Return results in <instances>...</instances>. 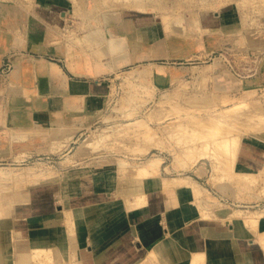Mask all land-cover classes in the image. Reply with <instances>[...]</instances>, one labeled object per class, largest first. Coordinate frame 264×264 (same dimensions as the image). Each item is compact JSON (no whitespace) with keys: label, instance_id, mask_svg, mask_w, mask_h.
Masks as SVG:
<instances>
[{"label":"rangeland","instance_id":"rangeland-1","mask_svg":"<svg viewBox=\"0 0 264 264\" xmlns=\"http://www.w3.org/2000/svg\"><path fill=\"white\" fill-rule=\"evenodd\" d=\"M12 1L22 8L16 19H23L29 14L22 4L37 12V6L41 2ZM68 1L69 8L63 11L67 22L63 29L58 31L61 38L66 40L69 49L82 53L86 50L84 57H92V54L89 55L91 47H85V44L78 40L80 38H77L86 34L88 27L85 25L83 15L91 11L84 7L75 8L74 6L78 4L73 3V0ZM235 2L236 0H216L214 6L202 9L200 0H183V6H178L177 11H156L157 13L149 11L133 13V10L124 8L122 2H117L119 8L117 6L112 8L116 12V18L110 26L117 27L125 19L130 18L133 21L132 29L128 32L120 31L128 46L143 47V43H147L154 47L156 42L165 36L164 27L162 33L157 30L149 34L148 30L158 28L159 24L163 26L164 15L170 17L173 13L183 12L191 16L201 9L209 12L229 9L235 12ZM238 3L240 7L236 12L246 16L241 23L242 26L236 23L238 27L236 24L230 27L231 30L238 29V32L235 33V30L231 31L232 33L222 32L226 33L225 42L218 37L217 28H213L220 22L212 21V25H208L209 32L205 35L184 33L168 35L174 40L176 47L184 51L179 56L170 57L167 52H162L161 57L157 58L151 57V50H138L140 57L122 65L123 67L115 68L110 56L102 57L99 60L102 63L99 75L96 78L94 76L86 78L98 79L101 82L98 88L99 94L102 95L99 96L102 102L100 112L81 111L78 107V113L72 119L80 124L76 130L70 132L69 129H65L39 134L41 139L37 140V145L33 146L35 150L32 152L0 157V192L1 186L14 188L16 183L20 182L22 187L19 190L5 194L10 196L14 193H33L34 198H38V203L45 205L53 200L54 193L60 186L59 178L71 166L73 168L90 166L93 171H97L104 170L107 163H116L118 158H125L132 165L157 158L162 160L160 169L163 175L189 176L196 180L204 191L203 204L216 210L220 216L239 209L260 211L264 215V157L256 168L239 166L240 160L249 162L247 155L249 148L264 147V0H242ZM99 10L104 8L101 7ZM125 12L133 14L128 16ZM144 16L152 17V22L147 25L138 23ZM145 31L147 35L144 37ZM243 33H248V44L242 45L244 43L242 40L238 43ZM89 67L92 68L91 65ZM212 97L226 99L221 98L222 105L212 109L206 104V100ZM243 101L247 103L244 111L256 110L259 116L247 118L241 114L240 117L230 114L237 121L234 123L236 127L232 129L227 126L230 123L227 121L231 117L225 122L218 121L217 117L221 115L224 107ZM61 104L62 102L56 105L57 109L64 110ZM5 111L6 106L2 103L1 97L0 115ZM140 120L142 127L128 129L132 123ZM44 127L45 125H41L38 129ZM153 129L156 132H153ZM149 130L156 136L152 137L153 143L156 144H151L153 140L150 138L147 142L146 136L149 134L145 133ZM46 137L48 139H44ZM160 137L162 138L159 139ZM89 139L91 141L88 143ZM162 139L165 145L162 144ZM160 140L162 145H157ZM218 140L222 142L221 146L215 145ZM53 145V150H43L46 146L50 148ZM213 151L221 154H219L221 165L216 172H213L211 160L201 155L202 152ZM53 169H58L59 174H53ZM31 177L41 178L32 182L25 181ZM154 194L152 192L154 200L166 197ZM29 197L31 198V195ZM17 199L13 197L12 201L15 202ZM194 203L191 196H188L181 206L188 207L193 218L201 219ZM256 241L261 246L259 240Z\"/></svg>","mask_w":264,"mask_h":264},{"label":"crops","instance_id":"crops-1","mask_svg":"<svg viewBox=\"0 0 264 264\" xmlns=\"http://www.w3.org/2000/svg\"><path fill=\"white\" fill-rule=\"evenodd\" d=\"M40 1L37 12L22 7L52 31L50 39L44 29L26 34L23 20L17 27H7L0 38V98L6 106L0 115V157L35 150L38 133L23 138L22 130L49 126L60 102L65 108L71 99L81 111L100 112L102 108L100 80L86 79L96 78L102 68L98 72L87 67L79 54L71 57L68 44L61 51L44 47L64 42L58 30L67 22L63 11L69 8V1ZM162 27L159 24L148 32L162 33ZM213 28L225 42L220 24ZM72 61L82 63V68H70ZM46 147L43 150H53L54 145ZM247 155L249 162L240 160L239 166L256 168L262 163L264 147L252 146ZM74 169L71 166L59 178L52 201L40 205L31 193L28 201L15 203L13 215L0 217V264H27L18 260L19 253L38 246L58 247L65 261L79 259L80 264H151L152 252L159 264H188L192 252H205L207 264H264L261 246L251 241L264 229V217L256 228L239 218L225 223L193 218L181 204L169 209L163 191H154V195H165L164 199L154 200L150 192L147 205L129 210L123 198L134 194L132 178H107L102 175L104 170H97L78 177L77 188Z\"/></svg>","mask_w":264,"mask_h":264},{"label":"bare ground","instance_id":"bare-ground-1","mask_svg":"<svg viewBox=\"0 0 264 264\" xmlns=\"http://www.w3.org/2000/svg\"><path fill=\"white\" fill-rule=\"evenodd\" d=\"M182 1L183 0H73V3L78 4V6H74L75 8L76 7H84V8L89 9L91 11V12L88 11L87 13H85L83 15V17L85 19V25H86V27H88L87 28L88 30L85 32L86 34L84 36L77 37V38H80L78 40L82 41L83 44H85V47H88V48L91 47V48H89V49H91V50H89V53H90L89 55L92 54L91 55L92 57H89V58L83 57L87 67L91 65L92 68H96L97 71L99 72L102 68V63L99 60L104 56H110L112 58V63H113L114 68L120 67L122 65H126V64H129L132 61H134L135 60L134 58L140 57V53H138V50H140V51H142V50L146 51L147 49L151 50V57L160 56L162 54V52L163 53L167 52V54L170 57L179 56L180 54L182 55L184 51L182 49L176 47L175 43L173 42L174 40L171 39L170 37H168V35L169 36H172L173 34L182 35L183 33L186 35L187 34L188 35L189 34L205 35V34H207V32H209L208 31V28H209L208 25H212V21L213 22H220V24L222 26V30H224L223 32H225V29L230 28L232 26V24L237 23L238 25L239 24L241 25V23L244 21V16H246V14H241V13L236 12V10H238L240 7V3H238V2H241L242 0L241 1L236 0L235 12L230 11V13H225V11H221V12H218V11L209 12L207 10L202 11V9H207L211 6H214L216 0L215 1L214 0H200L201 1L200 5H201L202 9H201V11H198V13H193L194 15L192 14L191 16H189V15L187 16V13H183V12L182 13H175V14L173 13V14H171L170 17H166L164 15L163 27L165 30V36L162 37L159 41H157L154 47H152L151 45H149L147 43H143V45H142L143 47L130 48V46H128L126 39L123 36H121L120 31L125 30L128 32L132 29L133 21L130 18L125 19L117 27L116 26L115 27L110 26L111 22L113 20H115V18H116V12H114L112 8H114L116 6L118 7L117 2H122L123 7L129 8V10H133V13H134V11L135 12L136 11H138V12H148L149 11L150 13H153V12L157 13L156 11H159V12L170 11V10L177 11L178 6H181V7L183 6L184 3H182ZM191 1H193V0H191ZM101 7H103L104 10H99ZM21 9L22 8H20L17 5V3H15V1L0 0V38L2 37L3 34H5L7 27H12V25L16 26L17 22H19L21 20H23V23L25 22L26 31H27L26 34L27 33L29 34L32 32L34 34L36 32L39 33L44 29L46 36L49 38V34L52 31L50 29H48L46 27V25H44L36 17H32L30 14H27L26 17L23 19H21V18L16 19L15 18L17 15L21 14ZM133 13L125 12V14L128 16L132 15ZM14 19H16V20H14ZM151 22H152V17L144 16V17H141L139 19L138 23H141L143 25H147V24H150ZM237 24H236V26H237ZM239 28H241V27L239 26ZM233 30H235V29H233ZM233 30H231V31L233 32ZM237 30H235V33ZM239 31H242V30L239 29ZM232 32H230V33H232ZM21 33L24 34V32H21ZM239 33L241 34V32H239ZM247 37H248V33H246V34L243 33V35H240L238 43H241V40H242L244 42V43H242V45L248 44L247 40L249 38L247 39ZM83 44L81 43L82 46H84ZM44 47H45V49H48V50L51 49V50H57V51L63 50L64 47L68 49L66 40L64 42L60 41L59 43L53 44L51 46L45 45ZM246 48H247V46H246ZM68 51H70V56L73 58H75L76 56L78 57L77 54H79L80 56L85 55L81 51L79 52V50L75 52V50L70 49ZM84 52H86V50H84ZM82 66H83L82 63H79V61H76V62L72 61V63L70 64V68L75 69V70L81 69ZM51 72H53V71H51ZM46 83H48V82H46ZM57 94H59V93H57ZM213 98H215V99H213ZM216 98L217 97H212L211 99L206 100L207 101L206 104H207L208 108H212L215 106L218 107L219 105H222V103H221L223 101L222 99H224L225 97L224 98L221 97L222 99L219 97V99L217 98L218 100ZM220 99L222 101H220ZM10 100H11V98H10ZM167 101H169V100H167ZM169 102H171V101H169ZM39 103H41V102H39ZM259 104L260 103H257V105H259ZM246 105H247V103L243 101L240 103L233 104L229 107H224L222 109L221 115H219V117H217L218 121H224L225 122L227 120V118L231 117L230 114H233L232 116H234V114H236L235 116H238V117H240V114H241L247 118H250L253 116H259L255 109H253V110H255V112L250 111L249 109L244 111L243 109H245L247 107ZM257 105L254 108H256ZM179 106H180V104H179ZM78 107L79 106L76 105V103L73 100L67 99V104L65 105L64 110H58V111L53 113V120H51L49 126L41 128V130L36 129V128H32L30 130H22L23 138L27 137V134H29V133L32 135H35L36 133H38V135H39V134H44L47 132L61 131V130H65V129H69L70 132L72 130H76L80 124H77V122H75L72 119L78 113V111H77V110H79ZM186 108H188V107H186ZM190 109L192 110V108H190ZM205 110H208V109H205ZM185 111H187V110H185ZM230 119L227 121V122H230V123H228L227 126L230 129H232V128L236 127V125L234 123L235 122L237 123V121H236V118L233 119L232 121ZM142 125H143L142 120H140L138 122L132 123V125L129 126L128 129L132 130V129H135V127L140 128V127H142ZM228 127H227V130L229 129ZM154 131L155 130L153 129V132ZM153 132H152V130H149L145 133V134H149V135L148 136L145 135V136L147 137L146 138L147 142H148V138H150L153 140L151 144H156V143H153L154 138H152V137H156V136H153L154 135ZM20 135H21V133H20ZM161 138L162 137H160L159 139H161ZM162 140H160L159 143L157 142V145H162V144L165 145L166 143H164V140L161 144ZM90 141H91V139H89L88 143ZM150 142H151V140H150ZM221 143L222 142H220L218 140L215 142V145L221 146L220 145ZM147 144H149V146L151 145L150 143H147ZM149 146L146 145V147H149ZM171 146H173V145H171ZM162 147H164V146H162ZM219 154L220 153H217L215 151H213V152H202L201 153V155H203L204 158H208L209 160H211L212 166H213V172L218 171L220 168V165H221L220 155L221 154L220 155ZM116 160H118L116 163H114V164L107 163L104 166V168H103L104 173H102V175L104 177H107V178L111 177V178H132L133 179L134 183H136V186L134 188V194L132 196H127V197L123 198V202H125L128 205L127 207H129V210L147 205L146 202H147L148 194L150 192L163 191L168 195V207H169V209L179 206L184 200L187 199L188 196H191V198L195 201V203H194L195 208L198 210L201 220H216V221H220V222L224 223V222L239 218V219L245 220L247 222L248 226H250L252 228H256V226L260 222L261 218L264 217V215L261 214L260 211H248V210H243V209H239L236 211H228V212L224 213V215L220 216L216 212V210L208 208L207 206H205L203 204L204 191H203L201 185L196 180H194L193 178H191L189 176L187 177V176L181 175V176L169 177V176L163 175L161 173V169H160L161 163H162L161 159L152 158L145 163L137 164V165H132L125 158H118ZM58 171H59L58 169H53L52 172H53V174H57ZM92 172H94V171L90 166H83V167L75 168L74 170H72V174H73L74 178L76 179L74 183L76 184L77 188H78V182H77L78 177H80L82 174H88V173H92ZM39 178H41V177H31L29 179L28 178L25 179V181H31L32 182V180L34 181V180L39 179ZM42 178L44 179V177H42ZM16 186L14 188L12 186L11 187L5 186V185L1 186L2 190L0 192V217H9V216L13 215L15 212V203L26 202L29 200V195L31 193L30 194L14 193V195H10V196L5 194L6 192H9V191L16 192L17 190L20 189V187H22V183L18 182V183H16ZM13 197L18 198V199L15 202H13L12 201ZM184 209H185V212H190L188 207H185ZM193 209H194V206H193ZM63 210H65V209H63ZM230 223H232V222H230ZM9 231H10V229H9ZM256 240H259L261 247L264 250V229L260 230L257 233ZM256 240L251 239V241H253V242H258ZM76 255H77V252H76ZM155 256L156 255H154L152 252L150 255V261H149L151 264H159V262L156 259L157 257H155ZM71 257H74V256L72 255ZM19 259H20V261L27 263V264H80L79 259L74 260L73 262L65 261L63 259V252L58 247L38 246V247L33 248L30 252H28L27 255H24V253H19L18 260ZM188 264H207L206 253L205 252H192Z\"/></svg>","mask_w":264,"mask_h":264}]
</instances>
